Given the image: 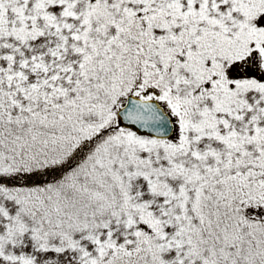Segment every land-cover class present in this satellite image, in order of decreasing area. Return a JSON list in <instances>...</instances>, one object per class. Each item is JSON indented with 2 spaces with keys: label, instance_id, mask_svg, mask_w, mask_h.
Masks as SVG:
<instances>
[{
  "label": "snow or ice",
  "instance_id": "6c2138e0",
  "mask_svg": "<svg viewBox=\"0 0 264 264\" xmlns=\"http://www.w3.org/2000/svg\"><path fill=\"white\" fill-rule=\"evenodd\" d=\"M0 264H264V0H0Z\"/></svg>",
  "mask_w": 264,
  "mask_h": 264
}]
</instances>
